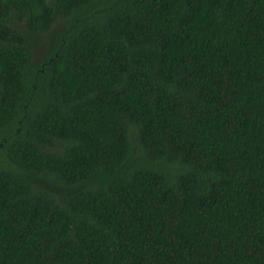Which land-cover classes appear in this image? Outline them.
<instances>
[{"label":"trees","instance_id":"trees-1","mask_svg":"<svg viewBox=\"0 0 264 264\" xmlns=\"http://www.w3.org/2000/svg\"><path fill=\"white\" fill-rule=\"evenodd\" d=\"M0 264H264V0H0Z\"/></svg>","mask_w":264,"mask_h":264}]
</instances>
